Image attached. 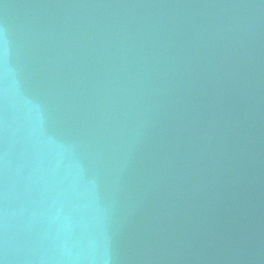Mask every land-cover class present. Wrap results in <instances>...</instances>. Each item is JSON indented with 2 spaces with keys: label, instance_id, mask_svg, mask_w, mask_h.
<instances>
[{
  "label": "water",
  "instance_id": "1",
  "mask_svg": "<svg viewBox=\"0 0 264 264\" xmlns=\"http://www.w3.org/2000/svg\"><path fill=\"white\" fill-rule=\"evenodd\" d=\"M0 264H264V0H0Z\"/></svg>",
  "mask_w": 264,
  "mask_h": 264
}]
</instances>
